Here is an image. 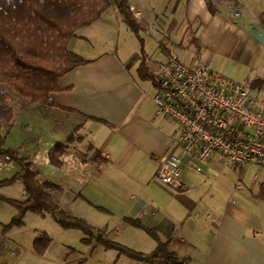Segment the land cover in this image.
<instances>
[{
  "label": "crops",
  "instance_id": "crops-1",
  "mask_svg": "<svg viewBox=\"0 0 264 264\" xmlns=\"http://www.w3.org/2000/svg\"><path fill=\"white\" fill-rule=\"evenodd\" d=\"M125 1L138 14L134 21L149 75L170 56L183 65L199 59L212 72L248 84L264 102V39L258 42L250 32L264 31V17L250 12L256 0ZM232 10L239 14L227 21ZM121 28L122 44L129 45L119 53L112 43ZM182 29L188 30L184 40ZM90 38L100 41L99 50L88 45ZM67 49L86 63L57 80L59 91L49 95L56 108L17 101L15 111L9 104L13 120L0 128L2 149L27 159L35 178L43 177L39 182L61 188L54 197L60 208L103 229L111 240L122 228L131 233L124 218L138 219L186 264H264V167L225 165L214 155L196 172L184 157L180 188L161 186L154 178L157 160L178 152V128L156 114L154 88L136 74L139 43L113 5L77 30ZM53 128H64L67 135L58 140ZM23 134L30 135L29 143ZM14 135L17 143L9 146ZM69 136L60 167L51 166L47 151L66 144ZM199 173L202 177L195 176ZM223 173L235 178V186L212 191L205 179Z\"/></svg>",
  "mask_w": 264,
  "mask_h": 264
},
{
  "label": "trees",
  "instance_id": "trees-1",
  "mask_svg": "<svg viewBox=\"0 0 264 264\" xmlns=\"http://www.w3.org/2000/svg\"><path fill=\"white\" fill-rule=\"evenodd\" d=\"M110 5H113L121 21L139 43L138 78L150 80L138 27L128 12L125 0H0V128L3 124H11L13 120L9 95L3 86L29 103L48 110L56 108L49 95L59 91L57 80L86 63L67 49L68 41L77 30L94 22ZM3 142L4 138L0 135V156L10 154L18 170L11 177L0 180V187L19 182L23 199L15 201L0 196V201L15 211L10 221L1 226V233L21 225L25 213H33L40 217L48 216L62 230L80 232L82 245L93 244L115 252L117 257L123 256L139 264H186L169 250L168 241L160 240L153 228L144 226L138 219L124 218L122 221L142 231L153 241L154 248L148 253L118 244L108 238L103 229H96L84 219L60 208L54 197L61 193V188L48 182H39L28 160L3 150ZM69 143H72L71 136L66 144L55 143L47 151L46 158L51 166L60 167V157ZM76 197L83 200L80 195ZM95 209L101 211L98 207ZM48 242L47 236L40 234L33 242L35 253L41 255Z\"/></svg>",
  "mask_w": 264,
  "mask_h": 264
},
{
  "label": "built area",
  "instance_id": "built-area-1",
  "mask_svg": "<svg viewBox=\"0 0 264 264\" xmlns=\"http://www.w3.org/2000/svg\"><path fill=\"white\" fill-rule=\"evenodd\" d=\"M136 19L138 14L128 7ZM232 10L227 21L238 16ZM156 114L177 125V153L161 155L154 178L170 190L180 188L184 157L194 170L214 155L225 165L264 167V102L248 84L236 83L210 70L199 59L183 65L168 57L150 75ZM5 161L11 155L3 156Z\"/></svg>",
  "mask_w": 264,
  "mask_h": 264
},
{
  "label": "rangeland",
  "instance_id": "rangeland-1",
  "mask_svg": "<svg viewBox=\"0 0 264 264\" xmlns=\"http://www.w3.org/2000/svg\"><path fill=\"white\" fill-rule=\"evenodd\" d=\"M255 3V9L250 12H253L254 16L262 19L264 17V0H256ZM128 12L133 20H137L129 10ZM181 28H184V26L182 25ZM78 33L81 34L83 32ZM124 33L125 30H122V28L121 30L119 29L117 40H113L112 43L114 48L115 46L117 47L119 53L120 50H123L125 47L127 48L129 45L122 44ZM126 33L132 39L133 43H135L132 35L129 32ZM181 33L182 40H184L188 34V30L185 31L182 29ZM144 40L147 41L148 39L145 38ZM88 41V45L92 47V50L97 51L100 49V41L98 42L94 38H90ZM105 41H102V43ZM115 42H117V45ZM107 49L110 48L105 47V50ZM154 49L157 52L155 46ZM2 88L8 93V103L15 111L17 109V101L29 103L18 97L14 92L7 90L4 86ZM64 128H53V136L58 140H63L67 135L66 129ZM23 135V140L29 143L30 135ZM16 143V135L8 139L9 146L15 145ZM36 166L41 172L43 165L37 163ZM16 171L17 164L15 160L5 161L3 156H0V180L11 177ZM195 176L202 177L201 173L195 174ZM42 178L40 173L37 174L38 180H43ZM205 181V184H212V191L219 190L220 186L227 187V191H229L236 183L235 178L228 173H223L218 179L208 177ZM0 196L20 201L23 196L22 186L19 182H14L11 185L0 187ZM13 215H15L14 209L0 201V264H139L123 256L117 257L113 251L103 250L98 246L90 248L82 245L80 242V238L82 237L80 232L76 230H62L48 216L40 217L33 213H25L21 225L11 227L4 233H1V226L6 225ZM127 229H130L131 233H126L125 228H122L119 237L115 240L118 244L141 253H148L153 249V243L146 234L132 227H128ZM42 233L47 236L49 242L43 253L37 255L33 248V242ZM137 236L139 237L138 239H136Z\"/></svg>",
  "mask_w": 264,
  "mask_h": 264
},
{
  "label": "water",
  "instance_id": "water-1",
  "mask_svg": "<svg viewBox=\"0 0 264 264\" xmlns=\"http://www.w3.org/2000/svg\"><path fill=\"white\" fill-rule=\"evenodd\" d=\"M250 32L252 34V36L258 41V42H263L264 39V31H261L260 29L256 28V27H252L250 29Z\"/></svg>",
  "mask_w": 264,
  "mask_h": 264
}]
</instances>
